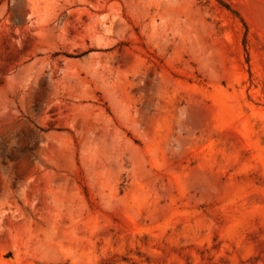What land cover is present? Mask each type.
Segmentation results:
<instances>
[{
    "label": "rangeland",
    "instance_id": "374dc122",
    "mask_svg": "<svg viewBox=\"0 0 264 264\" xmlns=\"http://www.w3.org/2000/svg\"><path fill=\"white\" fill-rule=\"evenodd\" d=\"M0 264H264V0H0Z\"/></svg>",
    "mask_w": 264,
    "mask_h": 264
},
{
    "label": "bare ground",
    "instance_id": "6f19581e",
    "mask_svg": "<svg viewBox=\"0 0 264 264\" xmlns=\"http://www.w3.org/2000/svg\"><path fill=\"white\" fill-rule=\"evenodd\" d=\"M123 88V87H122Z\"/></svg>",
    "mask_w": 264,
    "mask_h": 264
}]
</instances>
